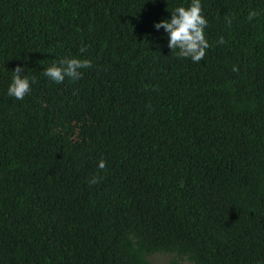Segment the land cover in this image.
Returning a JSON list of instances; mask_svg holds the SVG:
<instances>
[{"label": "trees", "instance_id": "trees-1", "mask_svg": "<svg viewBox=\"0 0 264 264\" xmlns=\"http://www.w3.org/2000/svg\"><path fill=\"white\" fill-rule=\"evenodd\" d=\"M189 3L0 0V264H264V0H202L198 63L154 28Z\"/></svg>", "mask_w": 264, "mask_h": 264}, {"label": "clouds", "instance_id": "clouds-1", "mask_svg": "<svg viewBox=\"0 0 264 264\" xmlns=\"http://www.w3.org/2000/svg\"><path fill=\"white\" fill-rule=\"evenodd\" d=\"M208 21L202 13V0H190L187 7L179 6L171 12L170 18H165L154 24V28L166 33L167 47L180 58H190L193 63L200 62L206 55L209 42L206 39L205 29ZM223 38L220 43H223ZM85 49L82 48L81 52ZM92 66L88 59L76 57H61L44 69L43 75L57 84L63 83L66 78L73 81L79 80L83 69ZM12 79L7 88V95L17 100H23L31 92L35 78L25 74L21 65L12 71ZM106 167V161L101 160L98 168ZM98 177H93L90 183H97Z\"/></svg>", "mask_w": 264, "mask_h": 264}, {"label": "rangeland", "instance_id": "rangeland-1", "mask_svg": "<svg viewBox=\"0 0 264 264\" xmlns=\"http://www.w3.org/2000/svg\"><path fill=\"white\" fill-rule=\"evenodd\" d=\"M169 260L168 256L159 255L155 257L156 264H165Z\"/></svg>", "mask_w": 264, "mask_h": 264}]
</instances>
